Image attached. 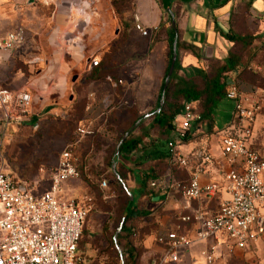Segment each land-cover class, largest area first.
I'll return each mask as SVG.
<instances>
[{"label": "crops", "instance_id": "1", "mask_svg": "<svg viewBox=\"0 0 264 264\" xmlns=\"http://www.w3.org/2000/svg\"><path fill=\"white\" fill-rule=\"evenodd\" d=\"M263 10L264 0H0V37L24 32L22 46L0 62V86L12 92L28 90L33 97L28 122L21 127L41 120L73 126L74 136L67 146L79 139L78 129L90 132L75 147L80 184L103 189L100 175L111 166L130 191V202L135 200L138 206L132 220L149 264L161 252L157 236L175 229L178 215H189L192 210L214 213L228 196L222 192L213 202H193L191 210H184V202L176 196L153 195L156 191L148 176L162 169L164 177L169 173L164 164L152 160L153 148L137 149L117 161L114 157L123 141L144 131L148 135L144 142L164 144L158 149L170 154L168 143L175 133L154 127L152 121L164 103L174 55L169 83L186 86H192L188 82L195 75L232 58L236 66L224 75L229 87L239 85L249 106L253 90L264 89V80L246 70L264 68ZM137 24L147 36L135 29ZM229 36L240 42L230 41ZM92 60L98 66L93 67ZM188 104L196 109L198 102ZM200 120L188 140L200 138L201 144L179 147L191 163L186 169L178 168L174 176L179 181L191 180L202 164L194 156L206 154L211 161L203 163L199 176L204 186L220 181L231 166L221 157L214 117L211 123ZM237 124L233 114L231 125ZM263 141L264 106L254 122L253 147L260 148ZM197 146H202V152L195 154ZM101 201L110 200L96 198L99 215L106 217L100 211ZM97 224L96 232L113 231L114 222L107 223L105 218ZM181 226L188 234L190 228ZM89 229L95 231L92 225ZM210 245L195 244L179 264L201 261V252ZM213 264H264V238L251 250H236L229 259L220 257Z\"/></svg>", "mask_w": 264, "mask_h": 264}, {"label": "built area", "instance_id": "2", "mask_svg": "<svg viewBox=\"0 0 264 264\" xmlns=\"http://www.w3.org/2000/svg\"><path fill=\"white\" fill-rule=\"evenodd\" d=\"M135 29L147 36L141 25L137 24ZM23 43V31L0 37V62ZM91 64L98 66L95 60ZM250 71L264 80V68L252 66ZM253 94L254 99L246 106L247 99L237 83L227 90L226 98L235 104L234 118L238 124L219 136L221 157L231 166L220 181L200 184L203 163L211 161L210 156L201 154L194 156L202 164L191 180L171 181L166 176L151 183V189L180 198L184 210H191L193 202H213L222 192L228 196L214 213L192 210L189 215H178L179 225L157 236L161 252L152 264H179L181 256L195 244L211 245L201 252L202 260L194 264H213L220 257L229 259L236 250H251L264 238V141L260 148L253 147L254 122L264 106V89L255 88ZM32 106L33 97L28 90L12 92L0 86V122L4 133L11 134V129L22 126ZM178 118L168 149L174 164L186 169L191 157L181 155L178 149L188 140L200 116L188 104ZM77 132L79 139L61 153L44 192L16 182L0 164V264L78 263V245L91 208L86 202L75 203L65 196L66 184L79 178L75 147L80 138L90 133L84 129ZM101 186L104 188L105 183ZM181 225L190 228L188 234ZM116 249L123 264L117 244Z\"/></svg>", "mask_w": 264, "mask_h": 264}, {"label": "rangeland", "instance_id": "3", "mask_svg": "<svg viewBox=\"0 0 264 264\" xmlns=\"http://www.w3.org/2000/svg\"><path fill=\"white\" fill-rule=\"evenodd\" d=\"M215 76L216 70L212 69L207 73L195 75L188 84L191 83L192 85H197L200 89H204L205 82ZM233 114L234 102L224 97L219 101L213 113L216 128L215 136L224 134L232 126ZM198 123L194 128L197 127ZM74 132L73 126H64L41 120L31 122L24 128L20 126L17 129H11L9 131L11 134L7 135L6 132L4 133L0 122V164L3 165L5 172L16 182L25 185L29 189H38L39 192H44L49 188L50 174L57 166L59 157L65 150L68 141L73 138ZM192 143L201 144V140L200 138L194 139L191 137L190 140L182 145H190ZM198 151L202 152V146H197L193 153L196 154ZM177 169L178 167L170 160L168 175L174 176L173 174ZM113 176V173L108 172L101 175L105 183L103 191L110 200L108 202L111 203L115 197H118V205L110 208L106 217L99 215L96 207V198L101 195L96 186L92 190L91 188H86V186L80 184V178L68 182L65 186V196L68 199L75 203L86 202L91 208L85 223L83 244L79 246V261L77 264H122L114 243L117 236H119V239L126 238L128 241L129 251L127 253L123 251V264H149L148 257L142 256V249L138 242L140 238L134 239L123 235L122 232L119 233L120 223L126 213V206L130 196L123 190L118 189L114 183ZM104 218L107 219V223L114 222L113 227H111L113 231L105 229L104 231L96 232L98 229L97 222H101ZM91 225L95 231L89 229ZM128 226L129 223L126 222L124 227L128 228ZM123 246L124 243L120 251H122ZM132 251H134L133 254L131 253ZM129 254L133 255V261L128 258Z\"/></svg>", "mask_w": 264, "mask_h": 264}, {"label": "trees", "instance_id": "4", "mask_svg": "<svg viewBox=\"0 0 264 264\" xmlns=\"http://www.w3.org/2000/svg\"><path fill=\"white\" fill-rule=\"evenodd\" d=\"M227 39H229L232 42H240V38H236L232 36L231 37L229 36ZM235 66H236V62L232 61V58L227 60L225 64H221V65L217 64L215 66H211L210 67L211 69L209 70L215 69L216 76L205 82L204 89H200V87H198L197 85L186 86L185 84H182V83L174 84V82L171 81L164 91V103L162 107L160 108V113L158 115H153L154 117H153L152 125L154 127L167 130V132L170 135L175 133L176 128H177L176 120L181 115L185 105L190 102H198V104L196 105V109L194 108V112L200 116V119H201L200 121L208 120V122L211 123L213 119L214 110L216 109L219 101H221L224 97H226V94H227L229 85L226 82L227 77L224 74L231 72ZM246 70L249 71L250 67H247ZM27 122L28 121L25 120L24 125ZM147 137L148 135H147V132L145 131L141 132L140 135L138 136H134V135L129 136L120 145L118 155L114 157L115 160L117 161L120 158H122L124 154H130L137 149H146V148L151 147L153 148L152 160L158 163L164 164L169 172L170 160L172 161V163H174L172 156L170 154L168 155L164 154L158 149L159 147L163 148L164 144H160V145L158 144L156 146L154 140L144 142V139ZM107 172L112 173L110 165L108 166ZM119 175L123 178V175L121 173H119ZM163 175H164V172L162 169L161 172L159 171V173H156L155 175L153 173L152 176H148V177H151L152 181H155ZM169 178L171 181H174V180L179 181L176 179L175 176H172V177L169 176ZM113 179L118 189L123 190L125 192L122 183L120 182V180L117 178L116 175L113 176ZM97 189H99L100 191L99 194H101L100 196H98V198L103 199L104 197L106 198L108 197L105 195V192L103 191V189H101L100 185L97 187ZM155 191L156 192H153V195L154 193L161 194L160 190L156 189ZM128 192L130 194V191ZM126 194L128 195V193ZM144 195L150 196L152 195V193H145ZM101 202H102V205L100 206V211L104 210V212L108 214L110 211V208H114L118 205V197H115L111 203L104 202V201H101ZM126 209H128V212L124 214L125 215L124 219L122 223H120L121 226H120L119 233L122 232L123 235L133 237L134 239L140 238L138 239V242L140 244L142 242V238L138 236V233L134 227V221L132 220L134 219V214L138 213V206L136 204V201L134 200V202L131 203L130 197H129ZM126 222L129 223L128 228L124 227ZM84 233H85V224L83 226L81 238H80L79 245H78V252H77L78 255H79V246L83 244ZM114 243L117 244L119 249L124 243V246L121 251L122 257H124L123 251L126 253L129 251L128 241L126 240V238L119 239V236H117ZM116 244H115V247H116ZM131 253L133 254L134 251H132ZM128 258L133 261V255L129 254ZM156 258L157 256L154 258V260ZM152 262H150V264H152Z\"/></svg>", "mask_w": 264, "mask_h": 264}, {"label": "water", "instance_id": "5", "mask_svg": "<svg viewBox=\"0 0 264 264\" xmlns=\"http://www.w3.org/2000/svg\"><path fill=\"white\" fill-rule=\"evenodd\" d=\"M175 62H176V55L173 56V60H172V64H171V67H170V70H169V74H168V77H167V79H166V81H165V89H166V87H167L168 84H169V79H170V77H171V75H172V72H173V68H174Z\"/></svg>", "mask_w": 264, "mask_h": 264}]
</instances>
